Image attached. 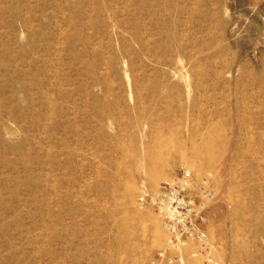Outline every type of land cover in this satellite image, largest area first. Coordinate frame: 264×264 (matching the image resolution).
<instances>
[{"label":"rangeland","instance_id":"374dc122","mask_svg":"<svg viewBox=\"0 0 264 264\" xmlns=\"http://www.w3.org/2000/svg\"><path fill=\"white\" fill-rule=\"evenodd\" d=\"M12 2L17 16L0 26V264L238 259L264 212V148L229 131L228 110L241 86L243 109L264 123V85L246 86L264 80V0ZM210 113L222 149L192 173L216 196L179 245L149 197L188 168L179 154L198 151L169 137L154 160L147 141L173 137L181 119L182 137L198 131L200 144Z\"/></svg>","mask_w":264,"mask_h":264},{"label":"bare ground","instance_id":"6f19581e","mask_svg":"<svg viewBox=\"0 0 264 264\" xmlns=\"http://www.w3.org/2000/svg\"><path fill=\"white\" fill-rule=\"evenodd\" d=\"M12 2V0H11ZM10 1H6V8L1 9L0 8V26L3 25V21H2V17L5 16H9L11 18H15L17 16V11L16 9L13 7V2L11 3ZM205 15V19L214 16L213 14H204ZM9 25V24H8ZM10 28H13L12 24H10ZM177 26V25H176ZM179 52V51H178ZM180 54V52H179ZM53 65V64H52ZM195 73L193 72V75ZM218 76V73L216 72V74H214L213 78H216ZM255 77V76H254ZM248 81V80H246ZM237 83H241L239 80L237 81ZM260 85H264V80L259 79L258 76H256L255 78L251 79L249 83L246 86H249L252 89H256L258 88ZM241 86L238 87L237 92H236V102L234 104H231V106L229 107L228 110V115L229 118L231 119V123L229 126V131L233 132L237 129V131L239 132L238 135L239 137L243 140V141H247V143L250 145L251 143H253L254 141H256L258 139L259 141V146H261V148H264V123H256L255 121L253 122L248 115L251 113V111L249 109L244 110V102L241 101L238 96H240V94H242L240 92V88ZM198 88V87H196ZM262 89V88H261ZM257 90V89H256ZM49 96V95H48ZM141 96V95H140ZM231 96V95H230ZM243 97V96H242ZM52 105V104H51ZM253 106V105H252ZM199 109V108H198ZM199 113V111H198ZM201 113H199V115L195 118L197 121L196 122H201ZM237 118L235 123L233 122V118ZM177 119V118H175ZM221 120H215V116L212 115L211 113L209 115H207L206 118V132L208 134V138L206 139H201V143L198 144L197 141L200 138L198 135V131H192V133L188 136L189 138L184 139L182 137V130H183V126H182V121L181 119H177L175 121L174 124L175 127L173 128V133L172 136H163L159 135L156 138H154L152 141H147L148 147L151 148V152L153 153V159L156 160L158 158H160L161 152H159L160 149H162V146L167 145L163 144L164 142H166L167 139L170 138H174L175 140H177V143L180 145H183V143H189L192 146V150H196L198 152H196V155L194 157H192L191 159L187 160V157H185L182 153L179 154V159L181 162H185L187 161V163L189 162L188 168L193 171V173H195L196 176H201V174L204 172L205 170V166L208 163V159L210 157V155L208 153L209 150L213 149L216 145V135L219 132H221L222 128L221 127ZM220 123V124H219ZM196 124V123H195ZM204 126V125H203ZM197 129V128H196ZM200 128H198L199 130ZM224 129V128H223ZM162 130V129H161ZM254 130H258L259 131V135L255 138L254 134L252 133ZM202 133V132H201ZM226 133V132H225ZM229 133V132H228ZM252 133L253 137H250ZM187 134V133H186ZM158 135V134H156ZM221 135V134H220ZM227 135V134H226ZM231 135V134H228ZM203 136V135H202ZM229 137V136H228ZM173 140V139H172ZM170 140V141H172ZM231 139H227L226 140V145H228V142H230ZM218 143V142H217ZM224 143V142H223ZM225 144V143H224ZM218 146V145H216ZM221 146V145H220ZM220 146H218V148H220ZM165 147V146H164ZM186 147V146H185ZM225 147V145H224ZM223 147V148H224ZM245 147V146H244ZM167 148V147H165ZM172 148V147H171ZM202 148V149H201ZM246 149L247 146L245 147ZM251 148V147H250ZM168 149V148H167ZM201 149V150H199ZM222 149V146H221ZM220 149V150H221ZM226 149V148H225ZM124 150V149H123ZM163 152L165 149H162ZM251 150V149H250ZM128 151V150H127ZM193 151V152H194ZM166 152V151H165ZM223 152V151H222ZM211 154V153H210ZM224 154V153H223ZM226 154V153H225ZM245 154V153H244ZM165 155V154H164ZM186 155V154H185ZM242 155V154H241ZM126 156V155H125ZM163 156V155H162ZM168 157V156H167ZM208 157V158H207ZM213 157V156H212ZM165 159V158H164ZM242 159V157H241ZM240 159V160H241ZM262 160V159H261ZM152 163V162H151ZM150 164V163H149ZM162 166H161V170L159 172H150L149 177H150V183L152 186H156L158 184L159 181L162 180L163 176H164V171L165 168L167 166V162H165V160L162 161ZM154 166H157V164H153ZM120 166V164H119ZM125 166V165H124ZM149 166V165H148ZM158 166H160L158 164ZM169 168V166H167ZM207 167V166H206ZM250 167V166H249ZM252 169V168H251ZM251 171V170H250ZM254 173V172H253ZM129 182V181H128ZM127 182V183H128ZM132 183V182H131ZM130 183V184H131ZM209 185V184H208ZM126 195L129 199L132 200L133 195L135 194L136 190L135 187L133 185H129L126 186ZM259 194V193H258ZM255 204V203H254ZM136 206V205H135ZM260 206V205H259ZM120 214V213H119ZM216 215V214H215ZM257 223H258V228L255 230L254 232V236H253V240L251 242H245V243H238L237 245V249L240 252V256L238 259H234L232 261H230L229 263L227 262V259L222 260L221 258H217L214 260H210L209 263L210 264H264V212L261 215H257L256 217ZM214 222V221H213ZM127 224V223H126ZM120 230V229H119ZM119 232V231H118ZM124 232V231H123ZM120 235V233L118 234ZM155 237V236H154ZM152 240V239H151ZM171 241V240H170ZM156 242V241H155ZM237 242V241H236ZM184 243V242H183ZM211 243V242H210ZM157 245V244H156ZM129 246V245H128ZM211 248V246H210ZM218 253V252H217ZM219 254V253H218ZM220 255V254H219ZM199 258V257H198ZM209 258V257H208ZM210 259V258H209ZM217 260V261H216ZM184 264V261L182 262Z\"/></svg>","mask_w":264,"mask_h":264},{"label":"built area","instance_id":"2783aa9c","mask_svg":"<svg viewBox=\"0 0 264 264\" xmlns=\"http://www.w3.org/2000/svg\"><path fill=\"white\" fill-rule=\"evenodd\" d=\"M216 193L208 186L204 178L200 185L196 183L189 168L182 167L160 189L149 197L155 207L164 228L174 236V242L195 238V224L201 221L206 224L207 205L215 199ZM145 198L142 199V202ZM205 240L204 234L197 235ZM173 242V244H174Z\"/></svg>","mask_w":264,"mask_h":264}]
</instances>
